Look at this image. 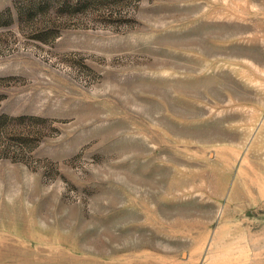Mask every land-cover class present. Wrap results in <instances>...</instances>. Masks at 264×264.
I'll return each mask as SVG.
<instances>
[{
	"label": "rangeland",
	"instance_id": "1",
	"mask_svg": "<svg viewBox=\"0 0 264 264\" xmlns=\"http://www.w3.org/2000/svg\"><path fill=\"white\" fill-rule=\"evenodd\" d=\"M0 264H264V0H0Z\"/></svg>",
	"mask_w": 264,
	"mask_h": 264
}]
</instances>
